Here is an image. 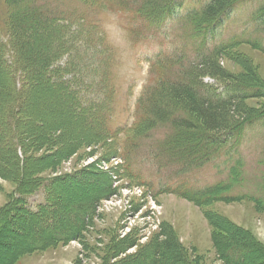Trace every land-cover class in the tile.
I'll return each instance as SVG.
<instances>
[{
  "label": "rangeland",
  "instance_id": "rangeland-1",
  "mask_svg": "<svg viewBox=\"0 0 264 264\" xmlns=\"http://www.w3.org/2000/svg\"><path fill=\"white\" fill-rule=\"evenodd\" d=\"M204 1L177 2L170 10L173 15L166 14L165 21L157 26L138 16L140 0L39 1L60 12L63 18H83L80 23L85 22L84 25L103 34L111 53L108 84L113 100L108 128L112 137L90 138L83 130L82 120L72 112H64L60 90L48 84L44 73L30 82L27 70L28 79L17 68L11 71L14 76L3 74L0 211L10 202L19 178L12 150L17 143L11 116L16 113L20 126L17 134L28 160L25 175L32 181H43L38 189L18 194L28 210H38L48 189L51 198L58 202L48 213L56 219L55 223L72 227L68 217L88 205L91 218L85 220L77 239L21 254L20 249L34 241L36 234L44 235L52 227H48V221L40 220L39 215L29 221L22 205L1 211L0 264H224L220 247L225 242L235 245L243 241L252 249L244 248L241 253L233 250L232 257L241 264H264V121L254 122L236 138L233 134L215 137L228 126L222 131L211 130L212 139L219 141L201 151L219 148L220 152L212 161L186 173L161 158L156 149L157 142L171 127L158 126L148 136L138 138L135 126L132 127L143 111L137 110L138 99L148 104L149 93L160 78L174 80L182 72L194 70L189 62L194 60L195 36L179 17ZM263 2L247 0L223 19L217 28L220 34L217 39L222 42L234 38L240 42L212 58L211 62L220 67V75L201 69L197 81L218 88L222 83L251 80L264 89V25L257 24L254 17ZM7 10L6 1L0 0V43L9 64L12 53ZM45 42L42 39V45ZM33 46L36 52L41 48L38 42ZM37 56L32 54L31 60H37ZM64 62L62 58L55 62V67ZM73 75L64 77L72 76L75 87L86 96L90 79L77 80L78 76ZM242 106L248 113L262 109L264 96L247 98ZM239 116L242 120L245 113ZM229 117L233 125L236 113H230ZM195 128L206 130L201 122ZM37 140L45 142V146L38 148L33 144ZM45 156L48 158L40 160ZM230 180L236 183L224 193L231 197L229 200L195 204L177 194L161 192L165 185L183 183L200 189ZM236 248L242 249L238 245Z\"/></svg>",
  "mask_w": 264,
  "mask_h": 264
},
{
  "label": "trees",
  "instance_id": "trees-1",
  "mask_svg": "<svg viewBox=\"0 0 264 264\" xmlns=\"http://www.w3.org/2000/svg\"><path fill=\"white\" fill-rule=\"evenodd\" d=\"M5 1L8 9L6 25L10 28L8 40L12 61L7 64V53H5L3 44L0 43V83L4 77L3 74L14 76L11 71L16 70V68L26 79H28L27 71L29 72V82L32 78L44 73L48 84L50 83L60 90L64 112H72L79 117L83 122V130L89 133L90 138L96 140L111 139L112 135L108 128L113 100L112 90L108 84L111 53L104 43L103 34L84 25L85 22L80 23L83 21L82 17H78L82 20H72V17L69 16L63 18L60 12L57 13L48 6L40 4V0ZM181 1L140 0L138 5L136 4V12L144 21L157 26L165 21L166 14L173 15L174 11L170 12L171 8ZM245 2L247 0H205L202 5L187 9L179 18L189 25L192 36H195L194 60L189 62L190 65L194 66V70L182 72L181 76L174 80L165 76L160 78L157 85L149 93L148 104L145 105L141 103L142 99H138L137 110L140 108L143 111L141 116L139 114L140 118L138 117L132 126H135L136 138L148 136L158 126L165 127L168 125L171 127L169 133L157 142L156 149L161 158L163 157L169 164L178 165V169L181 168L185 173L202 167L212 161L220 152L219 148L201 151V149H206L214 144L213 141H219L218 138L212 139L214 137L211 135L212 132L210 133L211 130L221 129L222 131L228 126L227 130L215 134V137H218L219 134L221 136L233 134L235 137L254 122L264 121V107L248 113L242 106L243 100L247 98L264 96V89L258 86L256 82L237 80L234 83H222L217 88L197 81L201 69L213 70L215 75L221 74L219 65L211 62L212 58L240 41L233 38L221 42L217 39L220 35L217 28L236 6ZM255 12V20L262 27L264 25V2ZM42 39L46 41L43 45ZM37 42L41 47L38 52L33 50V45ZM260 48L263 49L262 46ZM32 54L35 57L38 55L37 60H31ZM178 57L177 61L181 62L182 60ZM62 58H65L64 64L55 67V62ZM199 66L202 67L199 69ZM69 73H73L75 77L78 76L77 80L85 79V77L90 79L89 84H87L89 91L86 96L83 97L78 88L75 87L76 80L72 76L68 79L64 77L65 74L68 75ZM0 91L2 93L3 90ZM13 97L15 100V94ZM1 104L0 101V106ZM230 113H236L237 120H234L236 118L233 119L235 121L233 125H230L232 121L229 117ZM244 113L245 116H243ZM13 114L11 116V128L15 131L17 146L14 144L15 147L12 150L17 159L19 178L14 195L11 196L10 202L1 211L11 210L22 205V211L28 215L29 221L33 216L39 215L40 220L48 221L50 223L48 227H52V231L48 230L44 235L36 234L34 241L30 240V243L25 244L20 249V253L25 254L42 251L55 244H65L72 239H77L85 226V220L91 218V207L88 205L86 208H82L80 212H72L73 217H68V222L72 221V227L69 224L55 223L56 219L48 213L51 212L49 208L56 206L58 202L51 198L47 189L46 200L43 204L38 205V210L35 212L28 210L26 202H23L18 194L22 195L28 189H38L43 181L37 179L32 181L25 175L28 166L25 155L26 148L24 144H21V139L17 134V130L20 128L19 119L16 113ZM239 115L243 116L244 119H238L240 118ZM63 119L65 120L66 117ZM200 122L206 130L195 128ZM65 129L67 130V128ZM40 141L37 140L33 144H37L38 148L45 146V142L40 143ZM158 154H156L157 157ZM47 158L45 156L40 160ZM184 172H177V174ZM238 172L232 170V173L237 174ZM235 183L236 180H230L228 183L216 182L200 189L178 183L173 186H163L161 192L177 194L195 204H205L211 200H229L231 197H227L224 193L226 194ZM254 200L260 202L258 199ZM225 243L219 249L224 264H241L232 257L231 252L233 250H240L238 252L241 253L244 248L252 249L248 242L244 241L235 245L229 242ZM237 245L241 246L242 249L236 248Z\"/></svg>",
  "mask_w": 264,
  "mask_h": 264
}]
</instances>
